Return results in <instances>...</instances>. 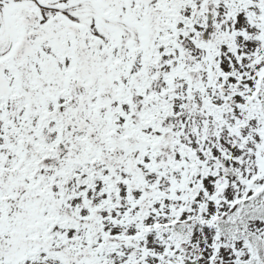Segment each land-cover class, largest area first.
Here are the masks:
<instances>
[{"label": "snow or ice", "instance_id": "6c2138e0", "mask_svg": "<svg viewBox=\"0 0 264 264\" xmlns=\"http://www.w3.org/2000/svg\"><path fill=\"white\" fill-rule=\"evenodd\" d=\"M0 264H264V0H0Z\"/></svg>", "mask_w": 264, "mask_h": 264}]
</instances>
